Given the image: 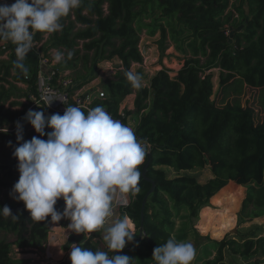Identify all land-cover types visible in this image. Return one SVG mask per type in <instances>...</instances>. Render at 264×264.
Instances as JSON below:
<instances>
[{
  "label": "trees",
  "instance_id": "trees-1",
  "mask_svg": "<svg viewBox=\"0 0 264 264\" xmlns=\"http://www.w3.org/2000/svg\"><path fill=\"white\" fill-rule=\"evenodd\" d=\"M231 1L82 0L80 7L61 18L63 29L52 37V46H63L74 53L70 60L62 62L61 67L75 66L80 60L87 64L90 59L92 64L96 60L113 58L121 62L114 79L105 84V96L96 98L91 105L93 108L103 106L119 115L123 100L132 93L136 94L134 110L126 114H133L135 135L147 145L151 154L147 177L152 181L143 175L148 154L140 166V192L130 193V202L120 208L119 217L128 216L136 225L133 245L131 249L125 247L114 252L115 255L135 258L133 264H156L152 258L155 247L166 243L169 238L182 242L187 235V221L197 217L201 207L232 180L247 187L239 212L240 222L264 216V119L256 123V110L243 106L234 97L242 93L244 86L260 88V102L264 107V0ZM244 2L248 4L249 17L244 12ZM156 9L162 11V18L170 19V25L175 22L177 34L190 40L192 53L186 57L176 76L172 77L169 70L163 68L151 77L149 85L136 89L125 72H134L132 65L144 62L139 47L140 22L144 13ZM235 12L240 15L239 22L234 19ZM228 23L233 26L231 34L225 28ZM160 30L165 38L163 25ZM41 33L37 31L35 38ZM172 37L178 40L175 34ZM79 41H83L82 48H77ZM8 43L5 49L0 48V55L10 51L7 61L0 60V175L3 174L0 182L5 187H13L19 178L18 160L12 155L14 147L33 136L47 139V135L40 137L25 119L26 113L29 110L43 111L49 116L58 112L33 103L32 106L26 105L22 112L10 108L8 103L13 97L23 96L17 82L29 86L28 89L36 95L33 102L38 97L39 55L32 47L24 61L29 69L24 75L14 64L16 45L11 41ZM213 68L220 69L219 98L214 97V74L210 71ZM18 122L23 135L19 142ZM51 131V128H45L46 134ZM162 166L176 171L209 166L212 177L203 182L187 173L169 177ZM153 183L155 190L144 205ZM5 205L18 219L0 216V264H20L11 255L12 245L21 251L43 248L51 217L40 222L33 220L23 201L0 199V208ZM64 207V200L58 199L55 208L62 212ZM228 212L222 213V219L213 230L217 237L234 222ZM178 217L187 218L180 229L177 228ZM69 222L66 218L58 221L62 226ZM208 227L209 223L205 230ZM1 233L14 234V241L4 238ZM210 241V256L213 251L215 254L197 264H229L226 250L245 259L246 264H264V236L250 235L239 240L227 235L221 240ZM73 243L92 251H108L103 243H97L84 233L73 232L64 248L69 249Z\"/></svg>",
  "mask_w": 264,
  "mask_h": 264
},
{
  "label": "clouds",
  "instance_id": "clouds-1",
  "mask_svg": "<svg viewBox=\"0 0 264 264\" xmlns=\"http://www.w3.org/2000/svg\"><path fill=\"white\" fill-rule=\"evenodd\" d=\"M82 0H14L11 5L0 4V40H10L15 47V67L24 75L29 69L24 61L33 47L34 33L62 31L61 18L80 7ZM74 53L56 51V63L70 60ZM131 85L140 89L142 76L126 71ZM47 105L55 100L45 93ZM61 101V100H60ZM63 102V101H62ZM25 119L39 133L31 140L14 147L12 155L18 160V181L12 188L13 199L23 201L35 221L58 222L68 219L67 229L77 234L103 229V247L108 251H92L75 243L71 245V264H133L135 258L127 255H109L119 252L136 236L129 217L116 218L105 227L113 214V206H127L125 194L140 192V166L149 154L134 130L114 119L103 106L91 108L85 114L78 106H67L64 113L45 116L43 111L29 110ZM52 131L45 133V128ZM22 128L17 123V141H22ZM11 145V142H9ZM62 198V212L55 208ZM0 216L12 217L9 206L0 208ZM196 255L190 242L169 238L153 249L156 264H191Z\"/></svg>",
  "mask_w": 264,
  "mask_h": 264
},
{
  "label": "rangeland",
  "instance_id": "rangeland-1",
  "mask_svg": "<svg viewBox=\"0 0 264 264\" xmlns=\"http://www.w3.org/2000/svg\"><path fill=\"white\" fill-rule=\"evenodd\" d=\"M0 1L2 2V4L7 3L9 5L14 3V1L11 0ZM231 2H236V0H232ZM243 9L246 16L249 17V7L247 2H244ZM161 12L162 11L160 9H156L155 12L153 10H150L148 13H144L142 15V19L140 22L141 39L139 47L144 56V62L142 64L134 63L132 65V70L142 76L143 86L149 85L151 77L157 71L163 68H167L172 77L176 76L177 71L183 65L186 57H190V54L192 53V50L189 47L190 40H186L184 38V35H182L181 37L179 34H177L176 31H174L178 30L177 26H175V22L170 25V19L162 18ZM234 19L237 22H239L241 19L240 15L237 12H235ZM161 25H163L166 29L165 38L162 37V32L160 30ZM77 26L80 27L81 25L77 24ZM225 28L227 29L228 33H232L233 26L231 24L228 23L227 25H225ZM154 29L156 31L154 34H152V31ZM54 34H56V32H42L40 37L36 38L38 50L48 56L50 60L48 68L54 69L55 72L63 77H70L74 79L76 83H80L82 86L84 85V89H101L106 92L105 84H107L109 80L114 79L117 68L121 64V62L117 58H113L111 60H101L99 62L98 60H96V62L92 64V59H90L87 64H85L83 60H80L75 66L61 67L62 62L56 63L54 61V54L59 50L61 52H64L66 57L68 49L63 46L51 45L52 37L54 36ZM173 34L177 36V41L172 37ZM4 42L6 41L0 40V48L5 49L8 46V43L6 44ZM82 46L83 41H79V45L77 46V48H82ZM9 54L10 51L8 50L4 55H0V60L7 61L9 59ZM90 54L92 55L93 53L91 52ZM210 71L214 74V97L219 98L221 96L219 90L220 69L213 68ZM16 85L19 89H21V93L23 94V96L15 98L13 97L9 101L8 105L10 104V108L16 110L17 112H22L24 109L26 110V105L32 106L33 100L36 95L28 89L29 86L27 84L17 82ZM26 95H29V98L26 97ZM260 95V88L244 86L242 93L234 96L235 98L239 99L243 106L248 105L256 110V123L262 122V120L264 119V107L261 105ZM135 97V93L128 95L123 100L120 110H124L125 112L133 111ZM231 98L232 96L230 97V99ZM12 102H14L15 105ZM128 116L132 121L135 122L133 114H129ZM162 169L167 172L169 177H175L177 175L187 173L196 176L202 182L212 177V172L209 166H206L205 168H195L193 170L186 171H176L173 168H169L167 166H162ZM2 177L3 174L0 175L1 179ZM4 180L5 182H7L6 178ZM12 188L13 187H5L0 182V199H2L3 201H16L15 199H13V195L11 194ZM246 193L247 187L245 186V184L232 180L217 194H215L207 205L201 207L197 217L193 218L190 221H187V218H177L178 229H180L181 227L183 228L184 222L187 221V231H185L187 232V235L182 242H190L195 248L196 255L191 264L200 263L202 262V260L208 257H212L215 254V252L213 251L212 255L210 256L211 249H208V247L211 248L210 239L221 240L227 235L239 240L250 235L264 236V216L248 220L245 223L240 222L239 212L241 210ZM226 212L234 217V222L222 236L217 237L214 235L213 230L218 225L219 220L222 219V213ZM115 215L116 216H110L109 218H107L105 227L110 226L116 218H119L120 212L118 211ZM208 223L209 227L207 228V230H205V226L208 225ZM72 233L73 232L67 229V226H62L58 222L52 221L49 226L48 238L43 244V248H41L40 250L21 251L19 247H17L16 245H12L11 255L14 260L20 262V264H71L69 258L71 246L69 249H65L64 245L66 244L68 237ZM88 234L89 235H87L86 233L87 237H93L95 240L100 238V240L103 242V229H99ZM97 234H100L101 236ZM1 235L9 241H14L15 239V235L12 233L6 235L4 233H1ZM225 256L226 261L229 264H246L245 259L232 254L228 250L225 251Z\"/></svg>",
  "mask_w": 264,
  "mask_h": 264
},
{
  "label": "built area",
  "instance_id": "built-area-1",
  "mask_svg": "<svg viewBox=\"0 0 264 264\" xmlns=\"http://www.w3.org/2000/svg\"><path fill=\"white\" fill-rule=\"evenodd\" d=\"M35 34H34V40H33V48H36L37 53L39 55V73H38V79H37L38 97L33 102V105L42 104V105H45L50 110L58 112V113H64L65 108L67 106H78L86 112L89 109L93 108L91 106L93 101L96 98L104 97L105 91L101 89H93V88L84 89V85L79 87L78 83H76L74 79L70 77H63L57 74V72H55L54 69L48 68L50 60L48 56H46L43 52L38 50L37 39L35 38ZM3 41H6L4 43L7 44L10 40H3ZM45 93H51L54 98H58L61 101L55 100L51 103V105H47L45 100L43 99ZM106 111L114 119L120 120L122 123L131 127L135 132V122L130 119V117L126 114L124 110H120L119 115H115L112 112L108 111L107 109ZM125 198L128 200V203H129L130 193L125 194ZM122 207L123 206L121 205H114L112 217L116 216L115 214L118 211L120 212V208ZM130 220L132 221L131 218ZM133 225L135 228V232H137L135 223H133ZM132 245H133L132 242H130L125 247L127 249H131ZM113 254L114 253H109L110 256Z\"/></svg>",
  "mask_w": 264,
  "mask_h": 264
},
{
  "label": "water",
  "instance_id": "water-1",
  "mask_svg": "<svg viewBox=\"0 0 264 264\" xmlns=\"http://www.w3.org/2000/svg\"><path fill=\"white\" fill-rule=\"evenodd\" d=\"M150 160H151V154L149 153V159L148 161L145 163L144 165V168H143V175L144 177L148 180V181H152L150 178L147 177V168L150 164ZM155 190V183H153V186L151 188V190L148 192V194L145 196V199H144V205L145 203L147 202V199L149 197V195Z\"/></svg>",
  "mask_w": 264,
  "mask_h": 264
},
{
  "label": "crops",
  "instance_id": "crops-1",
  "mask_svg": "<svg viewBox=\"0 0 264 264\" xmlns=\"http://www.w3.org/2000/svg\"><path fill=\"white\" fill-rule=\"evenodd\" d=\"M95 233H97V232H95ZM99 233H100V232H99ZM87 235H89V234L87 233ZM97 235L101 236L100 234H97ZM96 241H97V243H99V244L103 243V242L100 240V238H98Z\"/></svg>",
  "mask_w": 264,
  "mask_h": 264
}]
</instances>
